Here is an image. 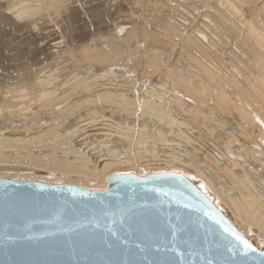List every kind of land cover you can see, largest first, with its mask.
I'll return each instance as SVG.
<instances>
[{"label": "bare ground", "instance_id": "1", "mask_svg": "<svg viewBox=\"0 0 264 264\" xmlns=\"http://www.w3.org/2000/svg\"><path fill=\"white\" fill-rule=\"evenodd\" d=\"M158 171L264 248V0H0V178Z\"/></svg>", "mask_w": 264, "mask_h": 264}, {"label": "water", "instance_id": "2", "mask_svg": "<svg viewBox=\"0 0 264 264\" xmlns=\"http://www.w3.org/2000/svg\"><path fill=\"white\" fill-rule=\"evenodd\" d=\"M174 173H113L101 191L0 178V264H264L202 182Z\"/></svg>", "mask_w": 264, "mask_h": 264}, {"label": "snow or ice", "instance_id": "3", "mask_svg": "<svg viewBox=\"0 0 264 264\" xmlns=\"http://www.w3.org/2000/svg\"><path fill=\"white\" fill-rule=\"evenodd\" d=\"M173 175H182V174H175V173H174ZM191 179H194V177L191 178ZM199 187H200L201 189H205V185H204L203 183H201V184L199 185ZM206 215H207V213H206ZM218 223H219V221H218ZM224 231H225V232H229L230 229H228V228H224ZM232 235H233V236L236 238V240H238L239 243L242 244V246H243V247L240 249V255H242V256H247L249 252H255V251H256V249H254V248L248 243L247 240L242 239L239 235H237V234L234 233V232L232 233ZM229 251H234V249H231V248H230ZM260 255H261L262 257H264V251H261V252H260ZM208 264H212V262L209 261Z\"/></svg>", "mask_w": 264, "mask_h": 264}, {"label": "rangeland", "instance_id": "4", "mask_svg": "<svg viewBox=\"0 0 264 264\" xmlns=\"http://www.w3.org/2000/svg\"><path fill=\"white\" fill-rule=\"evenodd\" d=\"M141 83H142V82H140V86H141ZM104 123H105L104 121H101L100 124L102 125V127H100V126H99V127L96 126V128H95V127H92V128H89V129L83 131V133H82V137L80 136V140L83 139L84 137L87 138L88 136H90V137H88V138L93 137V136H94L93 133H95V136L99 137V136L102 134L101 131H100V129H101V128L104 129V127H103ZM97 128H98V129H97ZM91 129H92V131H91ZM95 129H97V130L94 132ZM102 129H101V130H102ZM89 130H90L92 133H91L90 135H89V134H85V132H87V131H89ZM98 131H99V132H98ZM97 132H98L99 134H98ZM96 133H97V135H96ZM77 141H79V139H78ZM158 172H159V171H158ZM7 179H8V178H7ZM9 179H12V178H9ZM239 231H240V230H239ZM254 246H255V245H254ZM258 249H259V248H258Z\"/></svg>", "mask_w": 264, "mask_h": 264}]
</instances>
